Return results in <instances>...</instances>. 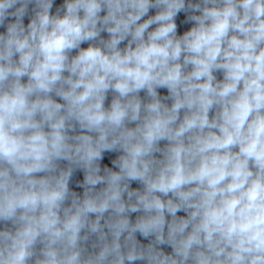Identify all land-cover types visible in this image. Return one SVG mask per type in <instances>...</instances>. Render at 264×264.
<instances>
[{"label":"clouds","instance_id":"clouds-1","mask_svg":"<svg viewBox=\"0 0 264 264\" xmlns=\"http://www.w3.org/2000/svg\"><path fill=\"white\" fill-rule=\"evenodd\" d=\"M0 264H264V0H0Z\"/></svg>","mask_w":264,"mask_h":264},{"label":"water","instance_id":"water-1","mask_svg":"<svg viewBox=\"0 0 264 264\" xmlns=\"http://www.w3.org/2000/svg\"><path fill=\"white\" fill-rule=\"evenodd\" d=\"M60 2V0H57V3H59ZM163 91V90H162ZM134 187L136 186L135 184L133 185ZM182 214V213H181ZM167 250H170V249H167Z\"/></svg>","mask_w":264,"mask_h":264}]
</instances>
